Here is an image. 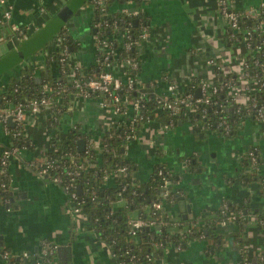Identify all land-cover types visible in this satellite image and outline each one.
<instances>
[{"label": "crops", "instance_id": "crops-1", "mask_svg": "<svg viewBox=\"0 0 264 264\" xmlns=\"http://www.w3.org/2000/svg\"><path fill=\"white\" fill-rule=\"evenodd\" d=\"M67 1L8 0V5L0 4V89L6 87L11 76L21 75L26 67L36 68L35 77L40 78V68H46L43 45L53 46L61 32L51 41L53 37L48 40L41 34V28ZM257 1H242L240 7ZM88 3L86 0L78 6L62 28L78 39L79 48L74 54L84 69L97 64L92 26L94 12ZM9 5L11 17L5 19ZM121 7L122 4L115 3L111 8ZM145 12L152 33L142 47V70L138 76L143 86L148 84L147 94L161 97L168 93L171 81L183 91L194 80L200 86L217 79L216 66L209 63L210 58L217 59L221 73L241 70L242 58L238 54L244 48L241 43L227 39L229 24L218 0H149ZM15 26L26 35L18 36ZM21 49L23 56L18 51ZM51 69L56 73L58 67L53 65ZM116 71L123 76L125 69L119 67ZM47 113L29 115L28 129L35 148H23L19 156L9 160L13 199L8 205L10 210L0 201V239L16 256L30 252L27 264H33L35 257L41 254L44 239L56 246V260L53 258L51 264H119L110 247L93 230L86 229L81 217L73 212L72 202L63 187L39 174L29 163L32 158H42L43 151L49 148L50 138L59 132L67 134L74 125H80L88 137L97 139L121 116L111 107H102L98 97L82 96L72 97L58 127L47 126ZM163 124L158 117L146 122L123 153L136 164L134 172L142 182L151 179L155 164L160 161L175 174L178 196L164 204L172 220L185 218V213L186 218L214 216L223 199L250 210L243 251L232 238L237 226L220 224L219 231L226 235L225 248L212 260L204 254L203 242L192 239L181 249L170 244L165 261L175 264L255 261L264 254V232L257 216L264 214V196L259 193L257 181L243 184L238 176L243 170L244 153L250 146L264 143V119L248 117L240 134L232 138L225 137L219 129L206 128L189 119H179L169 126ZM11 138V133L0 123V149L10 144ZM60 247L62 250L58 252ZM0 264H5L1 257Z\"/></svg>", "mask_w": 264, "mask_h": 264}, {"label": "trees", "instance_id": "trees-1", "mask_svg": "<svg viewBox=\"0 0 264 264\" xmlns=\"http://www.w3.org/2000/svg\"><path fill=\"white\" fill-rule=\"evenodd\" d=\"M149 0H109L108 3L114 5L115 3L122 4L121 8L110 9V16L104 21L101 26L96 27L95 23L101 19V9L97 8L94 11L92 18L94 32L99 38L107 39L114 49V52L120 60H126L128 57L135 56L138 58L140 65L136 70H129L133 75H138L142 70L141 51L142 48L136 44L129 49L124 47L127 40L123 39L122 35L126 29L129 28L131 38L140 40L142 32V24L149 23V16L145 12V6ZM140 8L143 10L142 15L136 16L129 13V10ZM264 19V12L260 15L252 16L241 22V28H247L252 31L254 44L264 42V28L259 25V22ZM64 30L62 29L61 32ZM66 31V30H65ZM238 39L243 38V32L232 29ZM229 35V34H228ZM227 35V37H228ZM63 40H56L53 46H46L48 50L46 54V68H40V78L35 77L36 68L26 67L22 70L21 75L11 76L6 88L0 92V112H6L7 109L21 100L32 98L41 93L45 84H50L56 88L59 84L66 85V90L63 94L62 102H56L51 105V108H46L51 111V115L46 116V124L48 127H58L59 119L63 112L66 111L67 105L71 101V93L77 91L73 79H69L68 73L73 69L76 57L75 52L79 48V41L73 35L66 31ZM68 44V54L63 52V47ZM96 49V48H95ZM101 52L96 49V58L100 56ZM256 57H260V65L255 64L254 57L248 55L250 62L249 70L261 72L262 80H264V59L259 52ZM57 65V72H53L51 66ZM102 67L100 64L93 65L87 68L86 76L97 77L100 74ZM67 72V73H66ZM77 73L75 77H79ZM198 81H192L185 92H195ZM228 88H223L212 95L213 103L210 105H201L193 113H182L173 116L171 109L164 106V101L154 99H144L139 115L136 120L132 122L123 123V128L112 127L101 137V150L86 149L80 151L78 149V140L86 138V134L81 131L80 125L72 127L67 134H62L60 137H52L51 143L53 148L47 152L48 156L59 158L61 162L70 163L72 158L76 159L77 165L81 174L77 177V184L82 185L80 192L81 206L84 211L83 224L86 229L93 230L98 237L104 241L111 249L112 253L120 262L126 264H157L158 260H165L166 249L170 244L182 245L185 248L192 239H199L201 234L203 252L212 260L213 256L225 248L226 235L219 231V221L232 212L235 215L233 219L234 225L237 226L236 231L232 233V238L238 244L239 248L244 245L245 230L249 224L250 210L244 205L236 204L229 201L225 211L222 212L223 207L217 208V215L210 217L195 216L190 218H181L177 223L172 220L169 213L161 208H155L153 203L161 201L162 203L175 200L178 196V188L175 186V174L168 168L165 162H157L155 164V171L151 174V179L146 182L139 181L134 177V171L137 169L136 164L124 156L122 151L123 134L122 130L127 131L141 129L146 122L152 118L158 117L165 124L174 117L176 122L179 119H189L191 122L203 123L206 128L219 129L225 137H236L240 134L245 126V119L247 117V109L240 108L241 105H230L226 102L222 108L223 111L218 110L215 104L221 100L228 92ZM122 96L128 94L129 97L136 98L138 93L136 89H131L128 92L123 90L120 92ZM99 94H94L96 97ZM99 97V96H98ZM252 102L261 104L264 102V84L259 90L252 93ZM203 108L201 109V107ZM232 109L230 110V108ZM239 110L237 111V109ZM51 109V110H50ZM160 109V112H158ZM205 109V112H204ZM222 115H227L228 123L230 124V131L227 133L225 128L216 126L223 119ZM163 124V125H165ZM22 130L24 131L23 125ZM87 139V138H86ZM108 143L109 145H105ZM16 146L24 147V149L33 150L35 142L31 137H17L15 141ZM56 148V149H54ZM160 151V150H158ZM253 151L256 156L254 163L249 152ZM97 158V165L90 167V160ZM2 155L0 153V201L7 205L12 204V186L11 174L8 168L3 169L1 164ZM32 158L30 161H34ZM190 163H193L192 160ZM128 165V172H120L121 165ZM264 143L256 144L250 147L243 155V170L238 176V181L243 184H248L251 181H257L259 184V193L264 196ZM159 168H164L167 176L172 180L169 194L163 195V178L157 174ZM104 174L109 175V179L104 177ZM137 184L139 193H132V182ZM5 182V185L2 183ZM128 182L129 188L123 192L126 199V204L123 207L114 206L115 201L120 197L119 191L123 183ZM96 196L93 198V195ZM134 210H138L142 217H153L157 224L146 227L136 234H130L128 231V220ZM264 218V214H260ZM2 240L0 239V250L5 249ZM211 260L205 264H216ZM37 261V260H36ZM33 264H38L37 262ZM166 264H175L174 262L165 261ZM10 264H18L15 257H12ZM48 264V263H46ZM51 264V263H50ZM246 264H264L262 259L252 261Z\"/></svg>", "mask_w": 264, "mask_h": 264}, {"label": "built area", "instance_id": "built-area-1", "mask_svg": "<svg viewBox=\"0 0 264 264\" xmlns=\"http://www.w3.org/2000/svg\"><path fill=\"white\" fill-rule=\"evenodd\" d=\"M109 0H89L88 5H91L93 12L97 9H101V19L98 20L95 23L96 27H99L102 25V23L110 16V9L111 5L108 3ZM245 0H218L220 10L222 14L227 18L228 20V29L226 36L228 35L227 39L232 43H241L243 46V51L240 52L238 55L242 58V68L240 71H233L230 73H221L220 71V65L215 58H210L209 63L216 66V74L217 79L211 81L210 83L204 82L200 86L197 84V88L195 92H185L179 91L177 88V84L173 81H171L168 84V93H165L161 97H154L153 95L147 94L146 90H142L145 86H143L142 81L139 79L138 75H133L129 72V70H136L140 62L137 57L131 56L128 57L126 60H120V58L117 56V54L114 52V49L112 47V44L107 41L105 38H99L94 33V46L97 50L101 52L100 56L97 59V64H100V67H102L100 74L97 77L93 76H86L87 69H84L80 63H77L75 61V64L73 65V69L68 73L69 79H73L75 87L77 88V91L74 93H71V102L72 97L74 96H82L84 98H92L95 97L94 94H99L96 97L100 99V104L102 107H111L112 110L121 116L120 120L113 121L110 123L109 126H107V129L103 134H101L97 139L90 138L86 136V145L85 149H96L98 151L101 150V137L112 127L116 128H123V123L132 122L136 120V116L139 115L140 106L144 99H154L158 98L162 101H164V106L171 109V113L173 116L180 115L182 113H193L198 109L201 105H210L213 103L212 95H216V93H219V91L223 88H228V93L219 101H217L215 104L218 106L217 111L221 110L225 106L226 102H230V105L233 106L234 104L241 105L240 108H246L248 113L245 120H247L248 117H255L256 119L263 120L264 119V102L261 104H257L255 102H252V93L259 90L261 86L264 84V80H262L261 72L259 71H251L248 69L250 66V62L247 58L248 55H251L254 57V62L257 65H260V57H256V55L261 52V56L264 59V42L262 43H256L254 44L253 40L250 38L252 37V31L250 29L241 28V22L252 17L255 15H260L262 12H264V0H258L256 3L244 5L240 7L241 2ZM0 4L8 5V0H0ZM9 9L6 10L4 13L5 19H10L11 17V10L10 5L7 6ZM129 13L140 16L143 13V10L140 8H135L133 10H129ZM259 25L264 28V19L259 22ZM17 30V34L20 37L25 36V32H23L18 26H15ZM20 29V30H19ZM232 29H236L240 32H243V38L238 39L235 35V33L232 31ZM63 32H60L58 38L56 40H63L64 39V33H66L67 29L64 28ZM66 30V31H65ZM68 32V31H67ZM151 28L149 23H143L142 24V32L140 34V40H134L131 38V35L129 33V28L126 29V33L124 32L122 35L123 39H127L124 43V47L126 49H129L133 46V44H136L138 47H143L146 40L149 39L151 36ZM68 44H65L63 47V52L68 54ZM46 50V49H44ZM48 53V50H46L45 54ZM119 67H122L125 69V72L123 76H125V80L123 79V76H120L118 73H116L117 69ZM264 71V68H263ZM67 73V72H66ZM77 73H80L79 77H75ZM264 76V75H263ZM6 88V87H5ZM5 88L0 89V92H3ZM131 89H136V92L138 93V96L136 98L129 97L128 94H120V92L123 90L124 92H128ZM199 89V94H198ZM66 90V85L59 84V86L56 88L53 85L45 84L41 93L32 97V98H26L24 100H21L17 103H14L13 106L9 107L6 112H0V123L3 124L4 128L11 133V142L10 144H7L5 146H2L0 149V153L2 155L1 164L3 165V169L8 168V163L11 157L13 156H19L21 152L23 151L24 147L16 146L15 141L17 137L20 135L23 137H30V130L28 129L30 125V118L29 115L36 117L38 114H42L43 111L49 112L47 114L51 115V111L46 108H51V105L55 104L56 102H62L63 100V94ZM243 98V99H242ZM69 102V104L71 103ZM68 104V105H69ZM67 105V108H68ZM203 106L201 107V109ZM232 107L230 108V110ZM51 110V109H50ZM239 108L237 109V111ZM205 112V109H204ZM13 116L14 124L11 125L9 123V117ZM48 116V115H47ZM171 117L169 123L167 122L165 126H169L173 122H175L174 117ZM223 119L219 121V123L215 124L216 126H220L222 128H225V131L228 133L230 131V124L227 120V115H222ZM60 121V119H59ZM199 124H203L200 123ZM22 125L24 128V131L22 130ZM76 126V125H74ZM73 126V127H74ZM218 129V128H217ZM131 129L130 131H127V129H123V146L122 151L124 152L126 149L127 144L134 139L136 136V133L139 131ZM222 130V129H221ZM222 132V131H221ZM63 133H58L57 135H54L52 137H60ZM51 137V138H52ZM50 138V144L48 150L45 152L43 151V156L41 159H35L33 162L30 161L29 165L37 171L42 176H46L51 181L61 185L65 192L67 193L70 201L72 202V209L73 212H75L77 215H79L83 220L84 218V211L81 206V200H80V192L78 189L79 184H77V177L81 174V171L78 168L77 162L75 158H72L70 160V163L61 162L59 158H53L51 156L47 155L48 151H51V149L54 147L51 143ZM105 145H109L106 143ZM256 145V144H255ZM254 146V145H253ZM252 147V146H250ZM249 147V148H250ZM56 149V148H54ZM253 162H256V156L253 151L249 152ZM90 167H94L97 165V158H93L90 161ZM264 169V165H263ZM2 169H0L1 171ZM129 166L128 165H121L119 168L120 172H128ZM155 171V168H154ZM153 171V172H154ZM157 174L161 175L163 178L162 186L164 188L163 195L167 196L170 190V185L173 184L172 180L167 176L164 168H159L157 170ZM104 177L106 179H109L108 174H104ZM134 177H136L134 172ZM138 179V178H137ZM139 180V179H138ZM140 181V180H139ZM6 183L3 182L2 185H5ZM137 183L134 181L132 182V193L137 194L139 193L137 188H134V186ZM129 188V183L125 182L123 183L121 190L119 191V198L117 201H115L114 206L119 207L118 203L123 202L120 206L123 207L126 204V199L123 195V192ZM96 196V194L93 195V198ZM167 202H172L167 201ZM229 200L223 199L222 203L219 207H223L222 212L225 211L226 207L228 206ZM164 203L161 201H155L153 203L155 208H161ZM8 209H10V206H8ZM166 210V209H164ZM217 210L215 215H217ZM214 215V216H215ZM202 216V215H201ZM258 216V221L260 223V226L263 229L264 232V218L260 217V214ZM204 217V216H203ZM235 218V215L232 212H228V215H226L225 218L219 221L220 224H228L233 223V219ZM249 222H250V215L248 216ZM181 221L178 220L176 223ZM158 221H156L153 217H142L140 215V212L138 210H134L131 214L130 219L128 220V231L130 234H136L143 230L144 228H148L151 225L157 224ZM204 237V234L200 235V238L197 240H202ZM196 240V239H195ZM42 250L41 254L37 257H35L34 262L36 261L38 264H50L53 261L54 254L56 252V246L48 239H44L42 241ZM178 249L183 248L182 245H176ZM241 251H243L244 247L239 248ZM112 252V251H111ZM112 255L115 257V254L112 253ZM20 256V264H24V260L27 259L30 256V252L24 251ZM0 257L4 260L5 264H10V261L12 257H17L14 253H12L9 249L5 248L3 250H0ZM258 259H262L264 261V254H261L255 261ZM17 260V259H16ZM252 262V261H251ZM119 264H126L124 262H120L118 260ZM249 262H244L243 264H246ZM157 264H166L165 260H158Z\"/></svg>", "mask_w": 264, "mask_h": 264}, {"label": "water", "instance_id": "water-1", "mask_svg": "<svg viewBox=\"0 0 264 264\" xmlns=\"http://www.w3.org/2000/svg\"><path fill=\"white\" fill-rule=\"evenodd\" d=\"M86 0H68L65 4H63L59 10L56 11V13L51 16V18L49 19V21L46 23V25L44 27L41 28V34L46 38L53 35V34H57L59 33L62 28L63 25L68 22L72 16L74 15L76 9L78 6H81ZM96 29H93V32H95ZM28 37V36H27ZM26 39V38H25ZM23 40V39H22ZM19 48V47H18ZM43 48L45 49V45H43ZM21 53V56H23L24 52L23 50H18ZM148 84L142 88V90H147ZM198 94H199V89H198ZM9 123L11 125L14 124V120H13V116L11 115L9 117ZM78 149L80 151H83L85 149V145H86V141L84 138H80L78 140ZM79 192L82 191V185L78 186ZM13 199V197H12ZM8 206V205H7ZM190 204H188V209L190 210ZM8 209V208H7ZM10 210V209H8ZM184 217H187V213L184 214ZM62 248H58V252H61ZM18 259H20V256H17ZM56 260V257H54V261ZM24 264L28 263V260L25 259ZM53 264H56V262H54Z\"/></svg>", "mask_w": 264, "mask_h": 264}, {"label": "rangeland", "instance_id": "rangeland-1", "mask_svg": "<svg viewBox=\"0 0 264 264\" xmlns=\"http://www.w3.org/2000/svg\"><path fill=\"white\" fill-rule=\"evenodd\" d=\"M57 36H58V34H56V35H51V36L47 37V39L49 40V39H51V38L53 37V38L51 39V41H52V40H54V38L57 37ZM57 38H58V37H57ZM57 38H56V39H57ZM56 39H55V40H56Z\"/></svg>", "mask_w": 264, "mask_h": 264}]
</instances>
